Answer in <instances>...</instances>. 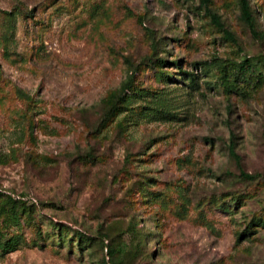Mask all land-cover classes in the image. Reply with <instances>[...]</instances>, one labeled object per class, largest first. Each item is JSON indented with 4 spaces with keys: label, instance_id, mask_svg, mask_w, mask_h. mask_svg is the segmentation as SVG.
Listing matches in <instances>:
<instances>
[{
    "label": "rangeland",
    "instance_id": "obj_1",
    "mask_svg": "<svg viewBox=\"0 0 264 264\" xmlns=\"http://www.w3.org/2000/svg\"><path fill=\"white\" fill-rule=\"evenodd\" d=\"M249 5L255 33L237 0H0V264H264Z\"/></svg>",
    "mask_w": 264,
    "mask_h": 264
},
{
    "label": "trees",
    "instance_id": "obj_2",
    "mask_svg": "<svg viewBox=\"0 0 264 264\" xmlns=\"http://www.w3.org/2000/svg\"><path fill=\"white\" fill-rule=\"evenodd\" d=\"M237 4H238V8H239V12H240V18L241 20L249 27V29L255 33V26H256V20H255V16L253 11L250 8L249 5V0H237ZM214 19V17H213ZM215 21V20H214ZM215 23L217 24V26H221L220 23L217 21H215ZM260 59H255V58H245L242 63L239 65V74H243L244 75V71L249 70L250 72H254L257 69V65L258 63H260ZM161 63H164V61H162ZM173 67H176L178 70H180V66L177 62H173L172 63ZM181 75L187 77V79L190 81V83H193V75L191 73H182ZM128 84H126V87ZM118 105V98L111 104V110H109V114H112L117 108ZM248 179L251 178V176H245ZM6 198V202L8 204H11L13 208H16L15 206L23 204V200L22 198H13L9 195L5 196ZM75 239H77L76 243H77V247H81V245L83 243H90L91 241H93L91 238L89 237H85V234L83 233H75ZM13 248V246L10 244V240L1 242L0 241V255L4 256L7 255L8 253H10L11 249ZM107 253H106V257L109 256L110 258L113 257L114 253H112V250L107 248ZM103 264H109V261L105 260V257L103 258L102 261Z\"/></svg>",
    "mask_w": 264,
    "mask_h": 264
}]
</instances>
